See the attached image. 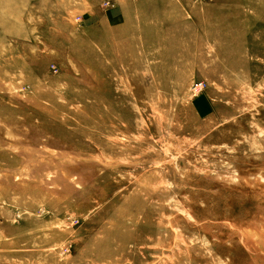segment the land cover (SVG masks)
Instances as JSON below:
<instances>
[{"label":"rangeland","instance_id":"rangeland-1","mask_svg":"<svg viewBox=\"0 0 264 264\" xmlns=\"http://www.w3.org/2000/svg\"><path fill=\"white\" fill-rule=\"evenodd\" d=\"M0 264H264V0H0Z\"/></svg>","mask_w":264,"mask_h":264},{"label":"crops","instance_id":"crops-1","mask_svg":"<svg viewBox=\"0 0 264 264\" xmlns=\"http://www.w3.org/2000/svg\"><path fill=\"white\" fill-rule=\"evenodd\" d=\"M107 13L109 15L112 14L114 16V18H116L118 20L119 18H121V16L124 15L125 12H124V9L121 8V9H117V10H114V11L109 10ZM108 19H110V18H108Z\"/></svg>","mask_w":264,"mask_h":264},{"label":"built area","instance_id":"built-area-1","mask_svg":"<svg viewBox=\"0 0 264 264\" xmlns=\"http://www.w3.org/2000/svg\"><path fill=\"white\" fill-rule=\"evenodd\" d=\"M195 1V0H192ZM205 83L204 82H198V84L194 85L192 87V93L193 94H198L199 91H201L204 88Z\"/></svg>","mask_w":264,"mask_h":264}]
</instances>
